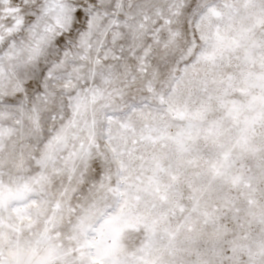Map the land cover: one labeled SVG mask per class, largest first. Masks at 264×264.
Masks as SVG:
<instances>
[{
	"label": "snow or ice",
	"instance_id": "1",
	"mask_svg": "<svg viewBox=\"0 0 264 264\" xmlns=\"http://www.w3.org/2000/svg\"><path fill=\"white\" fill-rule=\"evenodd\" d=\"M0 264H264V0H0Z\"/></svg>",
	"mask_w": 264,
	"mask_h": 264
}]
</instances>
